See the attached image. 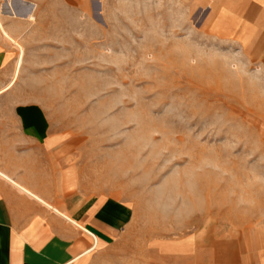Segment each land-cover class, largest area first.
<instances>
[{
	"label": "crops",
	"instance_id": "1",
	"mask_svg": "<svg viewBox=\"0 0 264 264\" xmlns=\"http://www.w3.org/2000/svg\"><path fill=\"white\" fill-rule=\"evenodd\" d=\"M141 3L151 15L211 17L215 31H246L239 18L264 16V0H0V264H112L127 254L141 199L110 182L103 141L72 117L63 80L77 77L78 63L120 61ZM213 212L212 232L198 210L197 231L166 254L180 264H264V203L227 230L221 206Z\"/></svg>",
	"mask_w": 264,
	"mask_h": 264
},
{
	"label": "rangeland",
	"instance_id": "2",
	"mask_svg": "<svg viewBox=\"0 0 264 264\" xmlns=\"http://www.w3.org/2000/svg\"><path fill=\"white\" fill-rule=\"evenodd\" d=\"M148 5L120 61L78 63L63 80L72 117L103 141L110 182L141 199V223L112 264H180L166 248L197 231L196 211L212 232L214 206L227 230L264 203V16L215 31L211 17L151 15Z\"/></svg>",
	"mask_w": 264,
	"mask_h": 264
},
{
	"label": "bare ground",
	"instance_id": "3",
	"mask_svg": "<svg viewBox=\"0 0 264 264\" xmlns=\"http://www.w3.org/2000/svg\"><path fill=\"white\" fill-rule=\"evenodd\" d=\"M29 7V6H28ZM29 10H30V7H29ZM0 28H2V26H1V23H0ZM2 30H3V28H2ZM5 33V32H4ZM19 46V45H18ZM19 48H20V50H21V52H22V47H20L19 46Z\"/></svg>",
	"mask_w": 264,
	"mask_h": 264
}]
</instances>
